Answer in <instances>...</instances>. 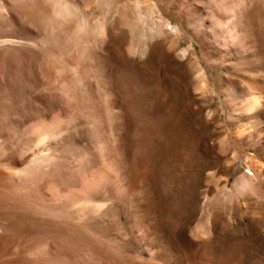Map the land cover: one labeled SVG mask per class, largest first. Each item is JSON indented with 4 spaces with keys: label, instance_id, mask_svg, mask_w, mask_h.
<instances>
[{
    "label": "rangeland",
    "instance_id": "rangeland-1",
    "mask_svg": "<svg viewBox=\"0 0 264 264\" xmlns=\"http://www.w3.org/2000/svg\"><path fill=\"white\" fill-rule=\"evenodd\" d=\"M0 264H264V0H0Z\"/></svg>",
    "mask_w": 264,
    "mask_h": 264
},
{
    "label": "bare ground",
    "instance_id": "bare-ground-1",
    "mask_svg": "<svg viewBox=\"0 0 264 264\" xmlns=\"http://www.w3.org/2000/svg\"><path fill=\"white\" fill-rule=\"evenodd\" d=\"M153 58V57H152Z\"/></svg>",
    "mask_w": 264,
    "mask_h": 264
}]
</instances>
